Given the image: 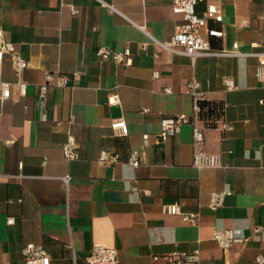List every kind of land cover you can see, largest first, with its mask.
I'll return each instance as SVG.
<instances>
[{
	"label": "crops",
	"instance_id": "0c3cea01",
	"mask_svg": "<svg viewBox=\"0 0 264 264\" xmlns=\"http://www.w3.org/2000/svg\"><path fill=\"white\" fill-rule=\"evenodd\" d=\"M209 4L222 14L221 23L209 24L223 32L210 38L213 48L237 43L241 53L264 54V0H203L197 14ZM181 23L171 0H0L4 42L28 63L20 76L25 94L12 85L10 98L0 102L1 264H23L28 243L44 248L51 264H72V250L76 264H86L95 243L116 250L115 264H155L154 255L195 248L202 264H254L264 256L259 59L192 62L155 43L168 40ZM102 46L129 50V64L100 60ZM46 72L78 74L69 86L50 88L41 102L37 86ZM0 76L16 81L8 56ZM192 78L211 109L159 141L163 119L194 114L186 93ZM225 79L235 88L227 89ZM111 96L114 105L108 104ZM116 122L125 124V135L112 129ZM222 123L233 128L220 131ZM194 128L203 134L200 143L193 140ZM69 135L78 160L63 157ZM199 149L219 156L221 167L194 168ZM132 151L138 152L136 169L126 165ZM101 153L116 154L119 162L101 161ZM65 176L71 178L67 188ZM223 192L230 195L212 211L211 196ZM172 203L183 213L198 211L200 225L163 214L161 207ZM216 229L233 230L243 241L223 251L212 238Z\"/></svg>",
	"mask_w": 264,
	"mask_h": 264
},
{
	"label": "built area",
	"instance_id": "2783aa9c",
	"mask_svg": "<svg viewBox=\"0 0 264 264\" xmlns=\"http://www.w3.org/2000/svg\"><path fill=\"white\" fill-rule=\"evenodd\" d=\"M172 11L174 14L181 16L182 23L177 26L174 34L166 41L155 42L160 48L176 55L188 57L192 62L198 58H245L254 56L259 59V67L256 70L257 79L264 83V54L261 53H241L238 50V44L233 43L229 50L215 49L212 47L210 38H222L223 32L219 29L210 27V22L221 23L222 14L218 6L209 4L203 15H198L196 12L197 5L203 0H171ZM111 9L109 6H107ZM112 11V10H111ZM77 14L76 10H73ZM251 47L255 48L256 45ZM96 54L103 61H110L116 65H127L130 62V52L125 50L123 52H116L106 47H99ZM8 56L10 60L11 70L16 78L14 83L3 80L0 76V102H4L10 98L11 87L16 85L21 95L25 94L27 84L20 80L21 74L27 69L28 63L19 54H17L11 45L6 44L3 39V31L0 29V63ZM78 73L71 75L60 72H46L43 76V82L37 86L38 99L43 102L47 91L50 88L61 89L70 85L71 77L77 76ZM157 72H153V78H157ZM224 85L227 89L235 88L234 81L225 79ZM200 83L195 78L189 82L186 93L192 97L193 100V115L187 116L180 114L174 117L165 118L160 122V132L158 139L164 141L173 136L184 124H193L194 115L202 111L211 109L210 103L205 99L204 93L200 91ZM166 93L170 90L166 89ZM116 103L115 96L108 98V104L114 105ZM262 103V102H260ZM145 112L147 110H144ZM233 128L232 124L222 123L218 126L220 131H228ZM113 130H119L120 135L126 134L125 124L123 122H116L112 125ZM147 139V135L143 136ZM193 140L200 143L203 140V134L197 128L193 129ZM63 157L68 161L79 159V152L74 138L69 135L66 141L61 146ZM99 159L107 161L110 164L119 162L116 154L101 153ZM126 165L131 169H136L139 166L138 152L132 151ZM222 165L220 157L213 154H208L199 149L193 156L192 166L196 169H217ZM62 181L67 188L71 178L70 176L62 177ZM230 195V192H223L213 194L211 196L210 209L217 210L222 206L225 196ZM161 212L170 216H180L181 220L193 227L200 225V213L189 212L183 213L177 203L166 204L161 207ZM9 223L13 219L8 220ZM254 233L261 231L260 227L253 228ZM212 238L217 246L223 250H228L233 244L241 243L243 241L242 235L235 233L233 230L216 229L212 233ZM23 264H51V258L48 252L35 244L28 243L22 249ZM117 260L116 250L107 248L100 243H95L85 257L86 264H115ZM152 260L155 264H202L200 258V250L195 248L190 251L174 250L164 256L154 255ZM1 264V261H0ZM72 264H76L75 253L72 250ZM254 264H264V256L258 255L254 259Z\"/></svg>",
	"mask_w": 264,
	"mask_h": 264
}]
</instances>
